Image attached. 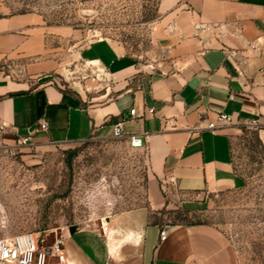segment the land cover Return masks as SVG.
Here are the masks:
<instances>
[{
	"label": "crops",
	"instance_id": "obj_1",
	"mask_svg": "<svg viewBox=\"0 0 264 264\" xmlns=\"http://www.w3.org/2000/svg\"><path fill=\"white\" fill-rule=\"evenodd\" d=\"M160 11L170 69L147 70L112 43L94 41L79 56L93 66L92 78L65 91L24 75L40 66L29 59L45 52L39 16L0 7V144L16 145L41 122L48 130L31 134L28 145L112 138L120 124L126 144L141 138L135 150L148 164L145 204L119 213L104 231H69L62 262L49 264H234L218 228L165 226L154 216L172 206L199 208L206 194L242 186L232 137L241 126L264 129V0H163ZM220 114L230 124L209 130Z\"/></svg>",
	"mask_w": 264,
	"mask_h": 264
},
{
	"label": "rangeland",
	"instance_id": "obj_2",
	"mask_svg": "<svg viewBox=\"0 0 264 264\" xmlns=\"http://www.w3.org/2000/svg\"><path fill=\"white\" fill-rule=\"evenodd\" d=\"M162 2L0 0V7L7 15L39 16L44 28L45 52L29 59L40 66L24 75L73 91L92 78L93 66L82 65L79 56L94 41L112 43L147 70L170 69ZM232 153L240 188L206 194L199 208L172 206L154 220L165 226H214L229 239L234 264H264V129L239 127ZM148 174L144 154L111 137L64 145L0 144V238L33 232L54 239L69 229L70 234L104 231L119 213L145 204Z\"/></svg>",
	"mask_w": 264,
	"mask_h": 264
},
{
	"label": "built area",
	"instance_id": "obj_3",
	"mask_svg": "<svg viewBox=\"0 0 264 264\" xmlns=\"http://www.w3.org/2000/svg\"><path fill=\"white\" fill-rule=\"evenodd\" d=\"M149 113L152 114L153 109H150ZM130 114L134 116L135 111L131 110ZM230 122L231 118L229 116L220 114L217 116L216 122L209 124L208 129L212 131L222 129L230 124ZM47 130V124L41 122L31 134ZM4 131L5 127L0 126V133ZM31 134L26 138L20 139L18 141L19 145H28L31 140ZM112 138L118 140L124 138L120 124L114 126ZM128 143L132 149H139L143 146L141 138L137 136H130ZM165 238L166 231L162 230L160 232V240L163 241ZM63 247L64 240L62 237L49 239L48 234L24 232L8 238H0V264H48V258L57 259L59 262H62Z\"/></svg>",
	"mask_w": 264,
	"mask_h": 264
},
{
	"label": "water",
	"instance_id": "obj_4",
	"mask_svg": "<svg viewBox=\"0 0 264 264\" xmlns=\"http://www.w3.org/2000/svg\"><path fill=\"white\" fill-rule=\"evenodd\" d=\"M69 231H70V229H69ZM75 231V230H74Z\"/></svg>",
	"mask_w": 264,
	"mask_h": 264
}]
</instances>
